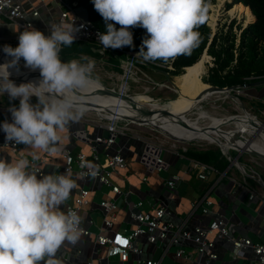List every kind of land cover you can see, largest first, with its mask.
Listing matches in <instances>:
<instances>
[{"label": "built area", "instance_id": "built-area-1", "mask_svg": "<svg viewBox=\"0 0 264 264\" xmlns=\"http://www.w3.org/2000/svg\"><path fill=\"white\" fill-rule=\"evenodd\" d=\"M26 2L30 4V8H26ZM55 2L59 4L60 12L56 21L53 22L62 20L67 23H74V26L79 29L75 33L76 42L93 45L102 57L106 56L108 59L111 58V55L124 54L126 56L121 57V86L118 89L116 87L109 88L118 91L121 95L133 98L136 93L131 94L129 90L132 83L138 82L136 77V69L139 67L137 55L129 51L127 46L118 49H105L99 42V35L105 32L91 20L82 19L77 10L78 0H0V25L8 24L15 29V33L11 36H0V50L4 52L5 45L17 47L19 34L29 25L43 32L45 36L50 35L47 23L38 25L36 22L37 19L41 20L42 18V7L50 12L51 5ZM159 65L166 66L161 63ZM155 85L159 86L157 82ZM247 87V84H243V86L231 90V95L224 94L225 96L237 95L233 97L239 98L246 95L245 89ZM37 103L33 102L32 104ZM3 109L0 107V110ZM8 109L10 110V108ZM98 114L97 120L88 121L85 119V123L82 119L78 121L102 131L94 137L90 136L87 129L76 132L75 138L87 143L90 147L89 152L65 148L61 152L56 151L49 154L40 150L39 160L32 161L31 158L27 157L33 165L31 171L37 173V176H43V165L52 156L59 153L63 157L61 168L65 173L82 179H90L93 183H101L110 188L109 195L102 198L98 203L103 213L101 223H98L94 217L87 218L85 216L88 206L91 204L93 192L91 188L86 186L73 190L67 205L60 209L66 211L67 207L71 208L82 217L81 227L84 229V234L81 240L89 239L93 245L92 256L87 258L83 264H135V262L136 264H164L166 258H170L176 264H264V239L255 241L251 237L235 233L224 214L218 213L208 223L189 226L191 219L196 214L207 215L212 211L211 207L215 204V200L210 197L211 190L194 198L191 201L188 215L180 223H176L169 219L173 211L168 205L160 203L153 197L147 200H134L133 191L124 189L121 183V181H128V172L131 166L126 151L135 154L134 161L138 159L142 164L146 172L141 176L140 181L146 184H149L152 174L162 175L164 171L169 173L172 164L165 158L164 153L166 152V155L171 154L177 160H187L182 164L179 171L172 172L164 178L167 188L174 189L184 179L185 174L190 172L204 181H208L214 175H219V180L227 177L235 181L240 187L247 188L250 192L248 193L250 201L258 200L257 202L264 203V193H260L257 187L249 185L246 180L247 177L258 181L260 179L255 174L247 172L244 166H240L238 163L232 165L234 161L232 152L222 151L230 161V167L220 171L214 165L185 155L191 146L190 141L197 140L195 138L179 140L165 133V138L168 137L172 141L169 147H165L153 138H147L133 131V124L137 126L151 125L157 130L160 129L151 122L141 123L125 116H111L106 112ZM254 117L256 122H262L256 115ZM121 139H127L129 145L114 148ZM181 141L183 145L180 146L178 143ZM133 143H136L135 149ZM137 143L142 146L140 155H138ZM5 146L18 157H26L25 152L20 148V144L5 140ZM102 153L105 155L103 161H101ZM85 163H92L97 166L98 175L95 178L87 175L88 168L82 167ZM232 166H235L242 173V177L244 174L242 180L238 181V178L232 175L233 173L230 174ZM146 205L149 206V209L145 208ZM121 210L127 212V217L125 216L127 219L120 218ZM94 225L97 227V232L91 230ZM220 241H226L229 246L220 245ZM157 252H159V256L155 258ZM76 253L80 254L81 250L78 249ZM224 253L227 254V257L223 256ZM73 256H75L74 252L67 247L59 254L60 260L64 262H69Z\"/></svg>", "mask_w": 264, "mask_h": 264}, {"label": "clouds", "instance_id": "clouds-1", "mask_svg": "<svg viewBox=\"0 0 264 264\" xmlns=\"http://www.w3.org/2000/svg\"><path fill=\"white\" fill-rule=\"evenodd\" d=\"M95 10L106 24L99 42L107 49L133 46L134 27L146 29L149 38L142 42L136 57L141 62L160 60L168 63L181 55H190L199 46L196 30L205 23V0H93ZM121 27L117 30L113 23ZM50 35L29 25L18 36V46L5 45L4 53L12 59L0 65V95L19 99V107L10 108L13 121H5L2 130L7 141L24 144L46 153L58 151L61 133L70 122H78L88 108L77 93L90 86H102L94 76L95 60L83 58L62 62L63 47L73 45L79 30L74 23L51 22ZM145 48L147 51H145ZM23 58L25 67L39 70L38 83H21L9 79L10 68ZM38 103L33 105L30 98ZM31 160L40 159L38 151ZM27 157L15 163L0 160V264H62L57 253L62 247L75 246L84 229L82 217L67 205L76 181L68 174L37 178ZM87 175L95 178L98 168L85 163Z\"/></svg>", "mask_w": 264, "mask_h": 264}, {"label": "rangeland", "instance_id": "rangeland-1", "mask_svg": "<svg viewBox=\"0 0 264 264\" xmlns=\"http://www.w3.org/2000/svg\"><path fill=\"white\" fill-rule=\"evenodd\" d=\"M225 0V2L221 5H219L218 0H211L209 2H205L207 5V9L210 12L209 19L207 21V25L210 27V41L211 43L212 39L220 33L222 30H227L231 24H233L234 32L237 35V42H239V37L241 33V29L245 27L246 24L253 22L255 19V15L253 14L252 19H249L247 16L241 17L236 12L231 13L233 8L236 6V3L233 7H231L227 13H225L224 9L225 7L228 8V5L231 4L230 1ZM226 3V5H225ZM79 13L82 17V19L87 20V11L83 7H79ZM252 11V9H251ZM214 13H217V19L216 21H213L212 16ZM234 22V23H233ZM207 49L203 53L200 61L203 59H206V72L201 75V77L196 78V80L199 82L196 84L194 88L196 90H210V88H204L200 86V82H204L203 78L208 76L209 67L213 64V60L208 57V54L206 53ZM7 55V54H6ZM8 56V55H7ZM10 57V56H9ZM12 58V57H11ZM83 58H90L94 59L95 64V70H94V76L99 79L100 84L102 86L97 87L95 85L90 86L85 93L98 95L101 92H103V89L106 87H116L117 89L121 86L122 81V73H121V62L118 64L115 60H112L111 58H107L106 56L102 57L101 55H94V54H87V53H79L75 58L77 60H81L82 62H85ZM72 60V59H70ZM20 61H24L23 58H21ZM69 61V60H68ZM25 62V61H24ZM67 62V61H65ZM20 66V67H19ZM18 68H23L22 64L19 63ZM137 71V79L138 82L132 83L131 89L129 90V93L131 94H147L149 95L153 100L155 101H161L168 103L166 106V111L170 112L173 115L178 116L181 120L188 119L191 123V126L195 125L197 127L204 126H213L215 128H218L220 126H223L222 129L226 130H233L236 129V125H226L223 120L216 119H222L223 117L227 116H242L243 113L246 115H256L259 119V121L264 122V83L252 85L248 89H245V96H240L239 98L233 97L237 95L232 96H225L224 92L218 93L216 91L210 92V94L206 96H202V98H197L195 102L192 101L191 96H183L184 99H182V95L184 94L180 90L179 82L182 81L180 78H190L195 76V71L193 68H186L185 73L178 75V76H170L163 70H157V69H151V68H143L142 65L136 69ZM155 82L159 84V86L155 85ZM206 83V82H204ZM209 84V83H207ZM115 97V96H114ZM206 97V98H205ZM251 97V99H250ZM0 102H2L4 105H15L14 103H19V99L11 100L7 93L0 95ZM37 103L38 100L35 96L30 98V103ZM187 104V105H186ZM189 104V105H188ZM182 106V107H181ZM89 110V109H88ZM129 113H131L132 116H138L136 115L132 110H127ZM249 113H247V112ZM106 112V111H100ZM107 113V112H106ZM201 113L204 115L201 116ZM251 113V114H250ZM108 114V113H107ZM99 118V114L97 112H87L82 120L85 119L88 121L97 120ZM149 121L152 123L154 120H161L160 125H173V120L168 119L164 115L157 116L155 119L153 116L148 117ZM154 125H157L153 123ZM226 125V126H225ZM175 127V125H173ZM133 131L143 135L147 138H153L158 143H162L165 147H169L172 143V141L166 137L165 138V131L163 129H156L151 125L146 126H137L136 124H133L132 126ZM162 130V131H161ZM177 132V131H176ZM180 135H183L182 131L177 132ZM176 133V134H177ZM169 134V133H167ZM170 141V142H168ZM191 144H194L193 147L197 148H207L209 146H218L221 144V146L224 149V144H226V139L213 141L212 143L206 140L198 139L190 141ZM218 144V145H217ZM178 145H183V142L181 141L178 143ZM134 149L136 146V143H133ZM138 149V155H140L142 148ZM234 158L238 157V160L240 161V164L244 166L247 172L250 174H255L256 177H258L260 180L259 182H255L254 180H251L252 183H255V185H258L257 188L260 193H264V154L261 152L251 151L247 148V150H243L242 147L234 146L231 148V151ZM128 153L131 154L130 151ZM166 155V152L164 153V156ZM105 155L101 154V161L104 160ZM136 158L135 154L129 156L130 160H134ZM138 162V159L136 160ZM181 163L187 162L185 159L180 160ZM178 170L171 169L172 172H177ZM239 173H238V172ZM233 176L236 178L242 177V173L237 170ZM166 171H164V174ZM244 177V174H243ZM239 179V178H238ZM166 203L170 204V201L162 195L161 197ZM133 199L137 200L138 198L133 195ZM249 199L247 200V202ZM246 204V203H245ZM245 204H242L246 206ZM171 208L174 209V206L171 205ZM264 215V214H263ZM102 220V219H101ZM193 222V220H192ZM91 230L93 232H97L96 225L91 227ZM191 251V249H189ZM159 252L156 253L155 258H158ZM83 257L80 258L82 260ZM72 260L77 261L78 259H75L71 257ZM136 264V262H135ZM164 264H176L173 262L170 258H166L164 261Z\"/></svg>", "mask_w": 264, "mask_h": 264}, {"label": "crops", "instance_id": "crops-1", "mask_svg": "<svg viewBox=\"0 0 264 264\" xmlns=\"http://www.w3.org/2000/svg\"><path fill=\"white\" fill-rule=\"evenodd\" d=\"M25 6L26 8L31 7L28 2L25 3ZM59 12L60 6L56 2L51 5L50 12H48L45 7H42V18L41 20L37 19L36 23L38 25H41L42 23H47L50 25L51 22L56 21V17L59 15ZM14 31L15 29L11 27V25H0V36H11L15 33ZM13 106L16 108L19 107L12 104L7 106L0 102V107L4 108L3 110H0V160L11 163H15L20 157H18L8 147L5 146L6 134L2 130V125L5 121L9 123L13 121L11 111L8 109ZM83 129H87L91 137H94L100 133L98 129L89 127L82 122H70L69 126H67L66 129L61 133L63 138L57 145L58 151L61 152L63 149L68 148L74 151L83 150L89 152V145L84 141L76 139L74 136V133ZM125 145H129V141L127 142V139H121L118 143H116L114 148L124 147ZM20 146V148L25 152L26 157L29 158H31L30 153L32 151H38L39 154L41 152L40 150L31 149L24 144H20ZM137 146H139L138 148H142L140 143ZM126 155L129 157L133 155V153L131 152L130 154L128 151H126ZM165 158L172 164L171 168L169 169V173H163L162 175H150L149 184L141 183L140 181L141 176L146 172L142 164L139 161L137 162L136 160L134 161L129 159L131 161V166L128 172V181H121L124 189H131L138 199L147 200L153 197L155 200H159L160 203L166 204L170 208L171 205L174 206V209L171 208L173 214L169 217V219L176 223H180L188 215L191 208V201L194 198L199 197L201 194L207 193L209 190H211L210 197L215 200V204L211 207L212 211L207 215H202L201 213L196 214L189 223L190 227L200 223H208L210 219L214 218L219 213L227 216L230 226L235 233L251 237L255 241L264 239V203L261 201L257 202L258 200H249L247 202L249 199L248 193H250L247 188L240 187L235 181L227 177L219 180V175L212 176L208 181L200 180L192 172L185 174L184 179L180 181L174 189L167 188L164 183V178L169 176L172 168L175 171H179L183 163H181L180 160H177L176 157L171 154L165 155ZM62 164L63 157L57 153L55 156H52L46 164L43 165L44 175L65 174L64 170L61 168ZM229 167L230 163L227 168ZM237 170L238 169L235 166H232L230 169V174H235ZM43 176H37V178L41 179ZM69 176L76 181L77 187L74 190L81 186H86L93 190L91 204L88 206L85 216L87 218L94 217L98 223H101L103 213L99 208L98 203L102 198H105L109 195L110 188L102 185L101 183H93V181L90 179H82L81 177H74L72 175ZM238 178V181H240L244 177ZM246 180L248 181L249 185L255 186L257 188L259 187L258 185H255V183L251 182V180L259 182L258 180H255L251 177H247ZM162 195H164L170 201L171 205L166 203L161 198ZM242 204H245L246 206ZM63 206L64 205H61L60 209L63 208ZM145 208L149 209V206L146 205ZM125 216L127 217V212L121 210L120 218L122 217L125 219ZM219 244H226L227 247L229 246L226 241H220ZM92 246L93 245L89 239L81 240L76 246L68 245L67 249L70 248V250L75 254L73 258L78 260L74 261L71 259L69 262L62 261V264H83L87 258L92 256ZM64 248L66 247H62L58 251V258L59 254ZM78 249L81 250L80 254L76 253ZM226 255V253L223 254L224 257H227ZM81 257H83L82 260H80Z\"/></svg>", "mask_w": 264, "mask_h": 264}, {"label": "trees", "instance_id": "trees-1", "mask_svg": "<svg viewBox=\"0 0 264 264\" xmlns=\"http://www.w3.org/2000/svg\"><path fill=\"white\" fill-rule=\"evenodd\" d=\"M209 1L211 0H205V2ZM234 2L252 9L256 17L255 21L250 22L241 29L239 42H237L234 26L231 24L227 30L220 31L209 44L210 27L207 25V21L210 12L207 9L205 23L196 29L200 33L199 46L194 48L190 55H181L168 63L160 60L141 62L138 57L137 65L139 67L142 65L146 69L163 70L170 76H178L185 73L186 68H194L199 65L200 59L207 49L206 53L213 60V64L209 67L208 76L203 78L204 82L220 87H233V89L243 86V84H247L248 87L246 89H248L252 85L264 83V0H234ZM231 6L232 3L228 5V8ZM79 7L86 9L87 20H91L96 26L106 32L105 21L95 10L93 0H78L77 10ZM109 22L113 23L117 30L121 27L113 21ZM129 30L133 34V46L127 47L129 51L137 55L143 40L149 38V34L142 27H134ZM145 51H147L146 48ZM80 52L100 55L93 45L74 41L70 47L62 48L60 57L62 62H65L75 58ZM121 57L126 56L124 54L111 55V59L118 62V64L121 62ZM160 63L166 66H160ZM14 104L19 106V103ZM99 131L102 133L101 130ZM193 145L191 144L185 152L186 156L214 165L220 171L228 167L230 161L219 146L212 145L207 148H197L193 147Z\"/></svg>", "mask_w": 264, "mask_h": 264}, {"label": "bare ground", "instance_id": "bare-ground-1", "mask_svg": "<svg viewBox=\"0 0 264 264\" xmlns=\"http://www.w3.org/2000/svg\"><path fill=\"white\" fill-rule=\"evenodd\" d=\"M220 7L225 2V0H218ZM236 12L241 17L247 16L249 19L254 18L250 8L245 7L242 4H236L231 13ZM213 21L217 19V13L212 16ZM255 20V19H254ZM12 58L7 56L4 52L0 50V65L9 62ZM23 68H10L9 79L12 80L17 86L21 83H38L41 79L39 70L33 71L30 68L25 67L24 61H19ZM19 65V64H18ZM20 67V66H19ZM195 71V76L190 78H180L182 81L179 82L180 90L184 93L181 97L184 99L185 96H191L193 102L197 98L203 96H208L211 90H196L194 88L197 83H199L196 78L201 77L202 74L206 72V59L200 61L199 65L193 68ZM200 86L204 88H209L210 85L204 82H200ZM217 92V91H216ZM223 91H218L222 93ZM106 93L101 92L98 95L88 94V93H77L80 99L86 104L88 111L101 113L100 111H106L108 115H117L130 117L133 120L145 123L148 117L153 116L155 119L157 116L164 115L168 119L173 120V125H160L161 120H154L163 131L169 133V135L178 138L179 140H190V139H202L209 142L226 139V144H224V151L230 152L231 148L234 146L242 147L243 150L250 149L251 151L261 152L264 154V126L256 122L253 115H246L243 113L242 116H227L219 119L226 122V125L234 124L236 129L226 130L222 129L223 126L215 128L213 126L197 127L195 125L191 126L188 123L189 120H181L178 116L171 114L166 111V106L168 103L155 101L147 94H136L133 96L134 102L129 100L128 97H109L105 95ZM185 95V96H184ZM184 96V97H183ZM205 97V98H206ZM187 105V104H186ZM189 105V104H188ZM182 107V106H181ZM132 110L138 116H132L127 110ZM204 114L201 113V116ZM148 122V121H147ZM150 122V121H149ZM225 125V126H226ZM178 131H182L183 135L178 134ZM177 133V134H176ZM242 166L240 163H238Z\"/></svg>", "mask_w": 264, "mask_h": 264}, {"label": "water", "instance_id": "water-1", "mask_svg": "<svg viewBox=\"0 0 264 264\" xmlns=\"http://www.w3.org/2000/svg\"><path fill=\"white\" fill-rule=\"evenodd\" d=\"M227 1H230L231 3H232V6L231 7H233L236 3L234 2V0H227ZM226 1V2H227ZM225 5H226V3H225ZM230 7V8H231ZM230 8H226L225 7V9H224V11H225V13H227V11L230 9ZM228 9V10H227ZM255 20H256V17H255ZM254 20V21H255ZM249 24V23H248ZM248 24H246L245 25V27L248 25ZM210 85V90H212V91H223L224 93H228V94H230L231 95V93H230V91L231 90H233V87H220V86H216V85H212V84H209ZM105 88L103 89V92L104 93H106V94H110V95H115V96H121V97H128L129 98V100H132L133 102H134V100L135 99H133L132 97H130V96H126V95H121L118 91H114V90H112V89H110L109 87H106V86H104ZM203 96V95H202ZM200 97V98H202L201 100H203V97ZM128 118H130V117H128ZM131 119V118H130ZM136 120H138V119H136ZM146 121H148L149 122V119L148 120H146ZM258 122V121H257ZM80 123V122H79ZM150 123V122H149ZM260 125H263L264 126V123H262V122H258ZM155 126H157L158 128H159V126L158 125H155ZM76 135V133H74V136ZM218 145V144H217ZM220 148H221V150L223 151V152H225L224 150H223V147L221 146V144H219L218 145ZM238 157L239 156H237V157H235L234 158V161L232 162V165H237V163H240V161L238 160Z\"/></svg>", "mask_w": 264, "mask_h": 264}]
</instances>
